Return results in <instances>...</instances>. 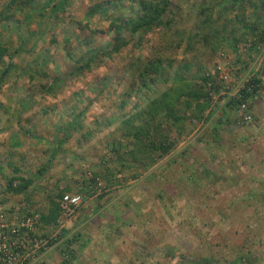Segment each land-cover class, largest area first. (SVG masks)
I'll return each mask as SVG.
<instances>
[{"label": "rangeland", "instance_id": "rangeland-1", "mask_svg": "<svg viewBox=\"0 0 264 264\" xmlns=\"http://www.w3.org/2000/svg\"><path fill=\"white\" fill-rule=\"evenodd\" d=\"M22 1L0 7V19L2 12L12 17L0 23V44L8 48L2 68L14 65L0 88V209L26 206L42 215L51 201L61 204L65 189L81 197L70 215L62 212L41 230L54 237L47 264H264V45L251 51L252 39L236 53L224 43L211 57L199 42L209 28L243 14L264 21L262 1L237 3L220 24L219 12L209 11L215 0H170V25L124 30L118 41L114 25L136 18L140 0H112L120 10L108 16L92 12L107 0ZM243 26L237 23L238 35ZM92 50L98 56L89 69ZM157 61L167 69L144 91L151 99L173 85L178 67L191 64L183 73L205 85L212 108L203 121L188 111L192 133L144 169L121 159V123L136 103L146 105L126 94L145 73L154 77ZM206 75L219 89L202 82ZM255 77L262 83L247 103L251 121L242 123L239 110L223 116ZM14 178L31 184L13 195L7 186Z\"/></svg>", "mask_w": 264, "mask_h": 264}, {"label": "trees", "instance_id": "trees-1", "mask_svg": "<svg viewBox=\"0 0 264 264\" xmlns=\"http://www.w3.org/2000/svg\"><path fill=\"white\" fill-rule=\"evenodd\" d=\"M18 0H0V7L5 5L6 10H10L13 5H16ZM34 0H27V2L21 3L20 6L26 7L31 5ZM214 1V0H213ZM216 3L209 11L219 12V17L215 19V22H221L224 18L222 14L235 11V6L237 3L245 4L246 0H234L231 1L230 6H227V0H215ZM264 5V0H261ZM113 1L107 0L104 3L96 5L92 12H99L104 16L109 15L110 9L120 10V5L118 3H113ZM18 4V3H17ZM111 4V5H110ZM137 13L138 16L122 21L120 24H115L114 28L117 33L116 41L119 40L121 33L125 30L131 33H138L140 30L145 28V30H153L155 28L170 25L166 23V16L170 12L171 2L170 0H140L138 1ZM110 5V6H108ZM251 8L255 11L258 10V5L250 2ZM139 10L142 15H139ZM208 9H202L201 13L207 12ZM245 13V10H243ZM12 19L11 16L6 15L5 12L1 13L0 23H6ZM208 23V22H207ZM237 23H243L244 34L238 35L240 30L237 27ZM206 24V21L205 23ZM221 24V23H220ZM233 28L229 31L228 28ZM236 26V27H235ZM261 26H264V21L256 17L254 22L246 21L244 14L242 17H237L236 19L226 20L222 23L219 28H216L211 32L212 29H208L207 33L201 35L200 41L203 42L204 46L210 51L211 57L215 56L221 49L224 43L232 44L233 50L238 53V46L241 43L248 44L250 40L255 42L251 47L258 49L261 45H264V31L261 30ZM199 35H195L197 37ZM90 44V42H88ZM118 49V48H117ZM90 56L87 60L86 66L90 69L92 63L96 60L92 52H89ZM8 48L0 44V88L4 81L11 75L14 69V65L11 64L8 67L2 68L4 66V58L7 57ZM71 54L66 51V56L71 57ZM170 68L174 67V63H169ZM152 68L154 69V77H150L148 73L142 75L139 79V84H136L126 97H130L131 94H135V98L139 101L145 103L142 106L140 103L134 105L133 114L127 116L121 123L124 132L123 138L127 141V145L124 146L125 151L122 155V160L127 158L130 161V166L142 167L144 169L152 168L158 162H160L164 157L168 156L182 141L185 135H190L192 132L188 129L187 122L190 120L187 118V112L192 111V116L198 120H204V115L207 111L211 110V93L206 92L205 85H195L194 79H187V76L183 73L184 70L190 71L192 69L191 64H186L185 66L178 67L176 75L174 77L173 85L160 96L155 98H150L145 90L151 89L155 86L158 80L165 77L166 67H164L163 61H157L152 63ZM166 68V69H165ZM80 70H84V67H80ZM202 82L206 84L213 83L212 87L219 89L216 82L210 79V75L202 77ZM262 83V80L254 78L249 81L243 89L240 90L239 95L231 97L225 106V110L222 111L223 116L231 118L232 113H236L239 110L241 104L245 101L251 99L252 91H256L257 87ZM204 87V88H203ZM128 104V101L123 99L122 106ZM227 109L230 111H227ZM211 118V117H210ZM209 119V117H208ZM115 119L109 121L108 124L114 122ZM193 120V119H192ZM212 119H209L211 122ZM222 123L221 121L216 122L213 127H215V133H217L216 141L220 138L218 129ZM117 147V146H116ZM116 150V149H115ZM30 182L25 179H10L8 181V191L13 195H20L27 190L30 186ZM70 191V190H69ZM67 189L58 195L59 199H63ZM60 200V201H61ZM62 216L61 204L58 201H51L50 206L47 211L42 213L41 221L45 225L56 224Z\"/></svg>", "mask_w": 264, "mask_h": 264}, {"label": "built area", "instance_id": "built-area-1", "mask_svg": "<svg viewBox=\"0 0 264 264\" xmlns=\"http://www.w3.org/2000/svg\"><path fill=\"white\" fill-rule=\"evenodd\" d=\"M239 113L242 123L251 121L245 101ZM81 202L80 196L65 195L61 200L62 212L70 215ZM44 228L41 215L26 206L0 209V264H47L54 237L44 238Z\"/></svg>", "mask_w": 264, "mask_h": 264}, {"label": "crops", "instance_id": "crops-1", "mask_svg": "<svg viewBox=\"0 0 264 264\" xmlns=\"http://www.w3.org/2000/svg\"><path fill=\"white\" fill-rule=\"evenodd\" d=\"M95 211V210H94ZM96 213H98L97 211H96ZM132 229V228H131ZM131 233V236L133 237V232L131 231L130 232ZM131 245H132V247H133V240L131 241Z\"/></svg>", "mask_w": 264, "mask_h": 264}]
</instances>
